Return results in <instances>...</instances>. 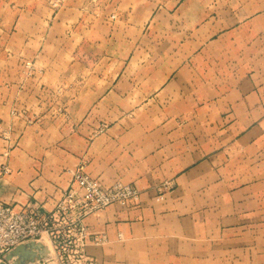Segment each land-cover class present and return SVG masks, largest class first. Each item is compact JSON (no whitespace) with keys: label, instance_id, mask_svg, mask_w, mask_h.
I'll return each instance as SVG.
<instances>
[{"label":"crops","instance_id":"1","mask_svg":"<svg viewBox=\"0 0 264 264\" xmlns=\"http://www.w3.org/2000/svg\"><path fill=\"white\" fill-rule=\"evenodd\" d=\"M50 1L0 0V200L83 168L141 194L85 220L96 264H264V0Z\"/></svg>","mask_w":264,"mask_h":264},{"label":"built area","instance_id":"2","mask_svg":"<svg viewBox=\"0 0 264 264\" xmlns=\"http://www.w3.org/2000/svg\"><path fill=\"white\" fill-rule=\"evenodd\" d=\"M49 4L56 10L62 5V0H51ZM7 172L4 169V173ZM70 174L72 186L59 194L54 209L46 214L32 209L18 210L0 200V262L16 246L26 241L40 240L47 234L59 264H96L86 248L90 243L102 244L107 239L90 233L85 220L114 205L124 208L137 205L141 194L135 186L121 182L104 186L87 175L83 168ZM162 197L163 191H160L158 198ZM70 251L76 257V262L63 261V254Z\"/></svg>","mask_w":264,"mask_h":264},{"label":"water","instance_id":"3","mask_svg":"<svg viewBox=\"0 0 264 264\" xmlns=\"http://www.w3.org/2000/svg\"><path fill=\"white\" fill-rule=\"evenodd\" d=\"M54 257L52 248L44 239L30 240L6 253L0 264H40L49 262Z\"/></svg>","mask_w":264,"mask_h":264},{"label":"rangeland","instance_id":"4","mask_svg":"<svg viewBox=\"0 0 264 264\" xmlns=\"http://www.w3.org/2000/svg\"><path fill=\"white\" fill-rule=\"evenodd\" d=\"M44 240L49 244V246L52 248V251H53V247H52V244H51V241H50V239L49 238H47V237H44ZM55 255V254H54ZM57 257H56V255H55V257H54V259L53 260H51V261H49V262H45V263H52V264H59V261H58V259H56ZM76 257L71 253V251L70 252H66V254H63V261H65V262H76ZM41 264H44V262H41Z\"/></svg>","mask_w":264,"mask_h":264}]
</instances>
